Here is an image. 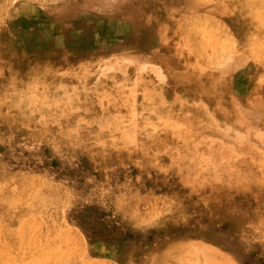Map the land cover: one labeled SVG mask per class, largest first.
Listing matches in <instances>:
<instances>
[{"label":"rangeland","instance_id":"rangeland-1","mask_svg":"<svg viewBox=\"0 0 264 264\" xmlns=\"http://www.w3.org/2000/svg\"><path fill=\"white\" fill-rule=\"evenodd\" d=\"M0 264H264V0H0Z\"/></svg>","mask_w":264,"mask_h":264},{"label":"bare ground","instance_id":"bare-ground-1","mask_svg":"<svg viewBox=\"0 0 264 264\" xmlns=\"http://www.w3.org/2000/svg\"><path fill=\"white\" fill-rule=\"evenodd\" d=\"M195 252V251H194ZM195 255H196V253H195ZM178 257V256H177ZM180 257V256H179ZM187 261V260H186ZM196 263H197V261H196Z\"/></svg>","mask_w":264,"mask_h":264}]
</instances>
